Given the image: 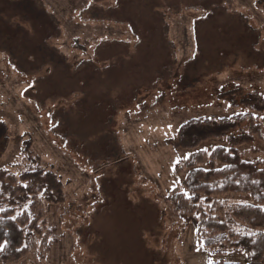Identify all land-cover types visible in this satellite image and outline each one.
<instances>
[{
    "label": "rangeland",
    "instance_id": "obj_1",
    "mask_svg": "<svg viewBox=\"0 0 264 264\" xmlns=\"http://www.w3.org/2000/svg\"><path fill=\"white\" fill-rule=\"evenodd\" d=\"M234 3L231 12L225 0H0L10 138L0 169L20 174L39 159L66 193L45 207L52 250L41 254L35 236L15 264H248L200 250L169 200L189 173L175 161L192 154L175 147L180 127L238 114L218 99L235 87L264 95V9ZM218 146L227 143L197 151ZM239 151L264 161L260 140ZM242 203L250 197L228 194L211 207Z\"/></svg>",
    "mask_w": 264,
    "mask_h": 264
},
{
    "label": "trees",
    "instance_id": "obj_2",
    "mask_svg": "<svg viewBox=\"0 0 264 264\" xmlns=\"http://www.w3.org/2000/svg\"><path fill=\"white\" fill-rule=\"evenodd\" d=\"M225 1L229 11H236L235 0ZM255 7L264 9V0H255ZM218 99L240 111L226 118L191 119L180 127L175 147L192 151L184 163L189 169L184 188L195 199H186L185 192L176 189L169 200L195 228L200 250L210 255L245 254L248 264H264V161H245L239 151L255 140L264 143V119L253 116L264 117V95L235 87ZM210 140H225L227 147L197 151ZM9 142L8 126L0 121V159ZM228 194L249 196L251 203L230 206L227 212L211 207L215 198ZM65 200L61 179L39 159L20 174L0 169V263L15 264L27 257V241L35 236L41 237V254H48L56 229L48 227L45 207Z\"/></svg>",
    "mask_w": 264,
    "mask_h": 264
},
{
    "label": "snow or ice",
    "instance_id": "obj_3",
    "mask_svg": "<svg viewBox=\"0 0 264 264\" xmlns=\"http://www.w3.org/2000/svg\"><path fill=\"white\" fill-rule=\"evenodd\" d=\"M229 107H231V105H229ZM253 116H254V118L264 119V117H255V114H253ZM208 119H212V117L209 116ZM169 128H171V125H169ZM204 151H207V149H204ZM191 155H192L191 153H186L183 157H178V158L176 159V161H175V164H176V165H179L180 162H181V160H189L190 157H191ZM174 171H175V168H174ZM22 186L25 187V188L28 187L27 184H24V185H22ZM183 195H184V197H185L186 199H190V200H191V199H195L194 195L189 194L188 192L183 193ZM200 199H201V200H206L207 197H200ZM197 218H198V217H197ZM13 219H15V218L13 217ZM3 243L6 245L7 241H4Z\"/></svg>",
    "mask_w": 264,
    "mask_h": 264
}]
</instances>
